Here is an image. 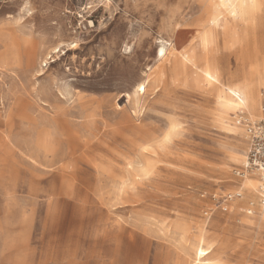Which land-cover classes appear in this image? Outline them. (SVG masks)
Masks as SVG:
<instances>
[{"label": "rangeland", "instance_id": "374dc122", "mask_svg": "<svg viewBox=\"0 0 264 264\" xmlns=\"http://www.w3.org/2000/svg\"><path fill=\"white\" fill-rule=\"evenodd\" d=\"M225 14L222 0H0V264H200L198 248L264 264L259 195L243 201L235 175L259 116L228 115L214 80L242 87L250 69Z\"/></svg>", "mask_w": 264, "mask_h": 264}, {"label": "bare ground", "instance_id": "6f19581e", "mask_svg": "<svg viewBox=\"0 0 264 264\" xmlns=\"http://www.w3.org/2000/svg\"><path fill=\"white\" fill-rule=\"evenodd\" d=\"M222 6L225 8L226 13L224 28L226 27L225 29H227L230 22L235 23L239 27L238 38L228 43L229 49L232 50L237 47L236 51H232L235 61L239 63V65L250 68L249 71H246L242 87L226 85L223 83L222 73L218 72V70L215 71L214 80L220 85V95L224 100L222 107L228 115H235L238 117L239 114H248L252 117L259 116L256 119L258 120L261 117L260 106L262 103V96L259 92V85L252 82L249 77H261L264 87V44H262L264 39H262L261 43L257 38L258 30L264 29V0H222ZM217 13L218 12L211 16L209 25L212 33V43L216 52V61L217 65H219L220 59L223 58V56L219 54L222 48L223 24L220 15ZM168 55V49L162 46L158 52L157 58L161 62H165L168 60ZM227 60L229 62L230 58L227 57ZM246 139L248 141L247 133ZM237 157L236 159L238 160L240 158L245 159L243 163L245 166L247 163V155L246 157L237 155ZM255 176L254 173H247L244 178L245 180L241 185V188L245 190V198L243 199L242 197L243 201L259 195V180H257ZM234 196L241 197L243 194L236 192ZM231 197L233 196L231 195ZM262 218L264 221V209H262ZM196 252L197 256H199L200 264H210L209 262H205V259L209 256V252L202 248H198ZM201 253H204V255L202 256Z\"/></svg>", "mask_w": 264, "mask_h": 264}, {"label": "built area", "instance_id": "2783aa9c", "mask_svg": "<svg viewBox=\"0 0 264 264\" xmlns=\"http://www.w3.org/2000/svg\"><path fill=\"white\" fill-rule=\"evenodd\" d=\"M247 135L249 141L247 163L242 170L235 171V175L243 179L247 173H254L258 177L259 204L264 209V105L261 108V117L247 123Z\"/></svg>", "mask_w": 264, "mask_h": 264}, {"label": "snow or ice", "instance_id": "6c2138e0", "mask_svg": "<svg viewBox=\"0 0 264 264\" xmlns=\"http://www.w3.org/2000/svg\"><path fill=\"white\" fill-rule=\"evenodd\" d=\"M170 139H171V132L165 134V135L163 136V139H162V140L154 141V144H155L157 147H159L161 150H164L165 147H166V145H167V143L170 142ZM143 152H145V153L149 152V148L145 147V148L143 149ZM201 255L203 256L204 253H201Z\"/></svg>", "mask_w": 264, "mask_h": 264}, {"label": "crops", "instance_id": "0c3cea01", "mask_svg": "<svg viewBox=\"0 0 264 264\" xmlns=\"http://www.w3.org/2000/svg\"><path fill=\"white\" fill-rule=\"evenodd\" d=\"M242 115H245V114H242ZM247 115H248V114H247ZM258 188H259V186H258ZM241 190L244 191V193H245V190H243L242 188H241Z\"/></svg>", "mask_w": 264, "mask_h": 264}]
</instances>
